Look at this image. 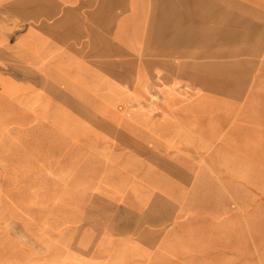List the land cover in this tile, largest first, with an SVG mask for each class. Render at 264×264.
I'll return each mask as SVG.
<instances>
[{"label":"rangeland","instance_id":"1","mask_svg":"<svg viewBox=\"0 0 264 264\" xmlns=\"http://www.w3.org/2000/svg\"><path fill=\"white\" fill-rule=\"evenodd\" d=\"M166 2L0 0V264H264L257 59Z\"/></svg>","mask_w":264,"mask_h":264},{"label":"crops","instance_id":"2","mask_svg":"<svg viewBox=\"0 0 264 264\" xmlns=\"http://www.w3.org/2000/svg\"><path fill=\"white\" fill-rule=\"evenodd\" d=\"M166 4H205L209 9V11L189 13L211 19L181 23L179 33L183 34V37H179V40L210 42L205 49L219 51L205 52L204 55L257 59V65H251L252 68L243 67L244 70H248L249 75L239 82H242L244 88L252 90L251 104L252 108L256 109L257 106L259 110L257 113L262 121L259 124L262 133L255 137L257 143L252 145L254 147L252 151L256 155L253 156L251 165L247 166L251 170L241 173L239 183L252 185L251 215L264 217V0H170V3L166 2ZM207 4H214L212 6L215 11L213 12L212 6ZM218 4H232V6L222 8ZM213 15L225 16L226 19L213 20ZM245 141L247 142L248 139Z\"/></svg>","mask_w":264,"mask_h":264}]
</instances>
